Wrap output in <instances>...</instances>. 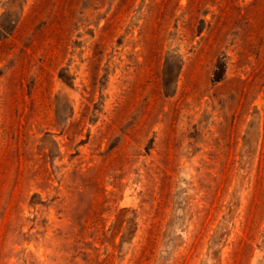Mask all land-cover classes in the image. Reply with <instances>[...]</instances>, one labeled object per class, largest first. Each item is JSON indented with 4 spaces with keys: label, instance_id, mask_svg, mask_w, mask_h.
I'll return each mask as SVG.
<instances>
[{
    "label": "rangeland",
    "instance_id": "1",
    "mask_svg": "<svg viewBox=\"0 0 264 264\" xmlns=\"http://www.w3.org/2000/svg\"><path fill=\"white\" fill-rule=\"evenodd\" d=\"M0 264H264V0H0Z\"/></svg>",
    "mask_w": 264,
    "mask_h": 264
}]
</instances>
